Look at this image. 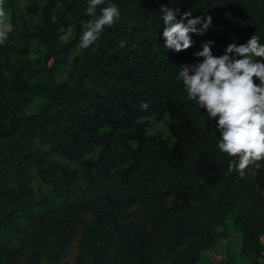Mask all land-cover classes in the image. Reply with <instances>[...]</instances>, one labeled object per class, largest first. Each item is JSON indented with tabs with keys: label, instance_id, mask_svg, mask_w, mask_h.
I'll return each instance as SVG.
<instances>
[{
	"label": "trees",
	"instance_id": "1",
	"mask_svg": "<svg viewBox=\"0 0 264 264\" xmlns=\"http://www.w3.org/2000/svg\"><path fill=\"white\" fill-rule=\"evenodd\" d=\"M5 1L0 264H198L230 218L241 259L263 264L264 167L228 170L216 120L178 73L207 42L216 57L254 34L264 44V0H106L97 15L110 2L121 18L87 49L88 0ZM162 7L212 26L166 49Z\"/></svg>",
	"mask_w": 264,
	"mask_h": 264
},
{
	"label": "clouds",
	"instance_id": "2",
	"mask_svg": "<svg viewBox=\"0 0 264 264\" xmlns=\"http://www.w3.org/2000/svg\"><path fill=\"white\" fill-rule=\"evenodd\" d=\"M105 3L106 0H88L86 12L92 19L82 25L79 48H89L106 27L119 22L121 10L114 3L100 7L97 15V7ZM160 10L164 13V47L177 53L192 46L191 34L203 35L212 26L211 16L192 18L190 11L180 16V9ZM7 18L8 9L0 0V22ZM0 42H7V34L2 31ZM202 47V51L195 53L203 58L202 62L179 66L178 79L187 99L206 109L211 120H216L220 133L217 148L229 157L228 170L244 177L250 166L256 170L264 167V44L254 34L240 46L229 44L226 54L220 57L212 54V42ZM229 54L242 58H230ZM253 77L260 81L258 85ZM141 107L146 110L148 105Z\"/></svg>",
	"mask_w": 264,
	"mask_h": 264
},
{
	"label": "rangeland",
	"instance_id": "3",
	"mask_svg": "<svg viewBox=\"0 0 264 264\" xmlns=\"http://www.w3.org/2000/svg\"><path fill=\"white\" fill-rule=\"evenodd\" d=\"M6 5V1L4 0ZM7 9L8 6L6 5ZM8 19L0 22V31L4 32L9 29V25L6 24ZM72 34L71 31L68 32V35L64 39H67ZM3 43V42H0ZM71 63V61H70ZM69 71V66L63 69L61 79H65ZM42 100H36L33 105L27 110L28 114L34 113L38 106L42 103ZM166 131V135H167ZM165 135V136H166ZM35 184L38 182L35 181ZM220 231L226 234V237L220 239L214 250L206 251L203 253L201 261L198 264H250L247 260L241 259L240 251L242 245V236L241 233L236 231L233 227V222L231 218L227 221L224 228H220ZM264 241V238H263ZM78 254V241H76L70 250L68 261L73 263ZM264 264V260H263Z\"/></svg>",
	"mask_w": 264,
	"mask_h": 264
}]
</instances>
